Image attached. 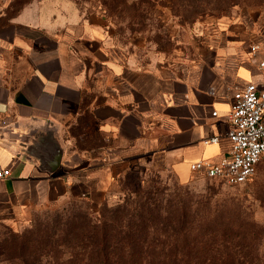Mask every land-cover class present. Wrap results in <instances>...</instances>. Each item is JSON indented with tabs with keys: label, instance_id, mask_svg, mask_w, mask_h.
Segmentation results:
<instances>
[{
	"label": "crops",
	"instance_id": "1",
	"mask_svg": "<svg viewBox=\"0 0 264 264\" xmlns=\"http://www.w3.org/2000/svg\"><path fill=\"white\" fill-rule=\"evenodd\" d=\"M250 36L264 43L221 25L180 70L120 47L99 8L30 1L0 25V168L11 169L0 179V217L68 199L109 202L143 165L187 181L191 163L227 154L234 91L264 88ZM57 149L61 163L48 171Z\"/></svg>",
	"mask_w": 264,
	"mask_h": 264
},
{
	"label": "rangeland",
	"instance_id": "2",
	"mask_svg": "<svg viewBox=\"0 0 264 264\" xmlns=\"http://www.w3.org/2000/svg\"><path fill=\"white\" fill-rule=\"evenodd\" d=\"M75 1L81 7L103 10L112 38L123 49L180 70L201 59L208 36L221 25L237 26L249 34L261 33L264 38V0H237L227 12L207 8L197 17L193 16L191 0H151L150 5L143 0H126L120 10L113 12L104 3L112 0ZM20 6L21 0H0V24L8 22ZM260 44L264 46L263 39ZM149 191L163 206L189 196L195 201L227 205L225 227L249 231L252 236L243 251L250 257L263 258L262 263L260 258L254 264H264V162L250 181L240 185L197 175L182 181L170 169L143 165L122 178L119 193L108 203L95 205L87 199H68L42 206L22 219L0 217V264H34L35 253L36 264H61L57 252L55 258H42L46 242L76 231L92 216L100 217L105 205L121 204L133 210L146 201ZM105 211L109 212L107 208ZM20 255L27 256V263Z\"/></svg>",
	"mask_w": 264,
	"mask_h": 264
},
{
	"label": "trees",
	"instance_id": "3",
	"mask_svg": "<svg viewBox=\"0 0 264 264\" xmlns=\"http://www.w3.org/2000/svg\"><path fill=\"white\" fill-rule=\"evenodd\" d=\"M125 1L104 3L113 12L120 10ZM29 2L21 0L16 14ZM150 2L143 0L148 5ZM237 3V0H191L194 17L204 14L207 8L227 12ZM132 7L135 9V3ZM154 194L149 191L146 201L133 210L121 204L105 205L111 214L104 208L100 217L92 216L76 231L46 242L42 258H55L56 252L60 253L57 258L61 264H254L262 258L250 257L243 251L252 236L249 231L225 227L227 205L195 201L189 196L163 206L153 198ZM37 255H33L34 264ZM20 258L27 263L26 255Z\"/></svg>",
	"mask_w": 264,
	"mask_h": 264
},
{
	"label": "built area",
	"instance_id": "4",
	"mask_svg": "<svg viewBox=\"0 0 264 264\" xmlns=\"http://www.w3.org/2000/svg\"><path fill=\"white\" fill-rule=\"evenodd\" d=\"M249 51L255 57L262 56L260 66L263 67L264 46L253 42ZM229 119L232 125L227 133L231 142L229 152L215 161L193 162L190 169L197 176L220 179L229 185H240L250 181L258 165L264 162V88L251 82L236 89ZM211 140L218 141V137L214 136ZM10 175V168H0V179Z\"/></svg>",
	"mask_w": 264,
	"mask_h": 264
},
{
	"label": "water",
	"instance_id": "5",
	"mask_svg": "<svg viewBox=\"0 0 264 264\" xmlns=\"http://www.w3.org/2000/svg\"><path fill=\"white\" fill-rule=\"evenodd\" d=\"M62 159V151L61 149L55 150V153L52 155V158L48 161H45L43 164L46 165L48 171H54L57 167H59Z\"/></svg>",
	"mask_w": 264,
	"mask_h": 264
}]
</instances>
